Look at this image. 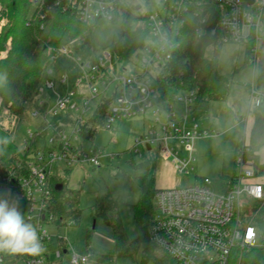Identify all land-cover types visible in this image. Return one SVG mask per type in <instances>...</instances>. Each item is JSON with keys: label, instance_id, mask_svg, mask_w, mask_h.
Here are the masks:
<instances>
[{"label": "built area", "instance_id": "built-area-1", "mask_svg": "<svg viewBox=\"0 0 264 264\" xmlns=\"http://www.w3.org/2000/svg\"><path fill=\"white\" fill-rule=\"evenodd\" d=\"M31 5L34 16L28 24L44 21L46 0H31ZM55 7L72 13L82 24L93 26L98 21L113 22L124 8V0H56ZM135 10L136 15L146 16L143 23L149 31L144 47L135 55L139 61L137 73H127V69L118 71L109 50L94 62H82L73 57L72 43L58 49L49 48L53 53L50 62L57 66L60 60L70 59L79 74L60 94L55 82L49 81L53 70H46L48 79L41 93L45 88L52 90L55 104L49 106L48 101L40 99L39 106L30 112L31 117L39 121L20 145L22 154L27 156L26 163L17 162L6 171H0V187L11 190L10 199L13 191H19V197L26 200L25 220L35 227L44 248L39 255L22 254L24 264H58L64 253L69 254V264H86L92 257L70 252L66 240L51 232L50 228L57 226L50 177L76 166L100 167L99 159L105 154L103 149L93 146L84 150L74 144L83 138L82 126L96 113L98 105L92 110L95 100L110 101L103 125L108 130L125 118H152L157 129L138 136L135 147L150 152L156 144L158 155L169 161L175 172L188 174L194 171L197 162V141L217 137L219 133L202 130L192 115L199 89L180 91L167 108L158 103L157 79L162 75L181 79L184 75L182 70L175 73L171 64L183 49L181 37L187 23H194L196 38L215 37L211 46L216 43L250 46L249 64L254 67L264 59L259 58L264 0L252 3L245 0H145L136 4ZM67 83L68 77L64 75L61 84ZM83 86L88 90V97L79 91ZM178 105L184 106L181 114L175 110ZM249 109L264 110V91L252 87ZM50 117L65 118V122L55 124ZM43 134L34 146L36 136ZM252 155L250 138L243 132L235 154L233 185L226 192L217 191L208 177L197 179L188 187L157 189L149 243L162 250L172 264H242L244 252L264 245L251 218L242 212L246 201L260 203L264 200V185L257 177ZM72 225H75L74 220L67 221L65 226Z\"/></svg>", "mask_w": 264, "mask_h": 264}, {"label": "trees", "instance_id": "trees-1", "mask_svg": "<svg viewBox=\"0 0 264 264\" xmlns=\"http://www.w3.org/2000/svg\"><path fill=\"white\" fill-rule=\"evenodd\" d=\"M55 1L46 0L44 21L35 20L28 24L34 16L30 0H0V111L6 110L11 116L23 118L39 106L41 88L48 79L46 70L53 56L49 48L58 49L69 45L93 27L80 23L70 12H62L60 8L55 7ZM119 19L123 21V31L119 40L109 46V51L113 57L119 58V61H129L144 47L149 36L145 26L133 29V22L144 21L146 16L132 14L121 8L113 22ZM103 23L106 22L98 21L94 26ZM193 29L194 23L189 21L181 37L183 49L171 64L175 73L179 70L184 72L183 77L175 79L173 76L162 75L157 79L160 95L158 103L163 105L161 107L167 108L180 91L199 89L197 104L225 101L231 94L229 79L218 71L219 55L223 45L216 43L213 57L207 58L206 51L215 41V37L208 35L196 38ZM250 54L251 47L248 46L245 55L247 65ZM57 67L58 70L67 68L63 60L58 62ZM109 104L110 101L103 98L94 116L82 126L81 136L85 140L93 143L97 130L104 128ZM42 137L44 134L37 135L33 145L36 146ZM263 146L264 116L259 114L251 130L250 147L255 151ZM235 151L238 152V147ZM26 160V154H22L17 145L16 134L0 126V171H6L17 162L25 164ZM128 165L133 171L143 172V175L132 179L139 186V197L133 215L140 235L136 239H129L126 236L118 202L108 200L97 204L93 209V215L112 229L115 241V257L101 256L99 263L114 264L116 258H126L137 264H172L159 248L149 245L142 249V245L148 241L149 229L156 213L154 194L157 188L155 179L149 176L153 165L150 160L141 164H135L132 160ZM71 170L63 169L62 173L57 172L50 177L52 210L57 227L67 225V221L70 220H74L75 225L80 222V192L68 188ZM255 171L264 185V165H255ZM123 175L116 176L123 178ZM232 185L233 177L221 176L213 181L214 188L216 186V190L220 192L228 191ZM19 193L13 191L11 199L18 201V208L24 216L26 200L19 197ZM244 205L245 216L251 218L252 225L264 240V200L260 203L248 200ZM1 256L3 257L2 254ZM21 259L22 254H17L12 258L3 257L2 263ZM242 264H264V245L244 252Z\"/></svg>", "mask_w": 264, "mask_h": 264}, {"label": "rangeland", "instance_id": "rangeland-1", "mask_svg": "<svg viewBox=\"0 0 264 264\" xmlns=\"http://www.w3.org/2000/svg\"><path fill=\"white\" fill-rule=\"evenodd\" d=\"M144 1L124 0V10L132 14L138 13L135 10L136 4ZM143 26V21L136 20L132 27L133 29H140ZM122 31V19L97 26L93 25L89 31L72 42L73 57L80 58L82 62H94L97 57L109 50V46L113 42L119 40ZM260 34L262 40L259 44V58H264V22ZM245 48L242 45L228 44L221 49L218 71L230 81L231 94L228 99L220 102H202L193 108L192 115L196 117L202 128H208L214 133L221 132L220 138H205L199 143V154H197V162L193 172L182 175L175 172L174 168L169 166V161L158 155L156 144L150 152L144 151L143 147H135L137 136L147 134L153 129L151 122H148V117L135 116L122 119L111 130L99 128L93 143L84 138H79V141L74 142L75 145L82 146L84 150L96 146L103 149L105 154L99 159L100 167L94 168L86 164L72 169L70 183L80 192L81 220L78 226H62V230L57 234L68 242L67 249L70 252L79 255H91V259L86 264H101L99 258L102 255L115 257L112 230L101 219L93 215L94 207L108 200L118 202L126 236L129 239L139 237L140 229L133 215L134 206L139 197V186L132 179L135 176L143 175V172L133 171L129 167L128 162L132 160L135 164H141L147 160L151 161L153 166L149 176L155 179L157 189L188 187L203 177L214 179L215 182L221 177L220 175L232 176L234 173L233 152L237 145L238 134L243 130V126L240 128L236 125L237 122L247 116L250 119H253L254 115L255 117L259 114L264 116V112L256 110H251L249 113L252 84L255 81L258 85L263 81L264 63L259 62L255 67L253 64H245ZM214 50V46H210L206 51V57L212 58ZM63 61L67 67L63 71H59L52 62L48 66V70H53L49 81L55 82L57 92L60 94H63L73 84L79 74L73 61L67 58ZM138 63L136 56L129 61H119V58L115 57L118 71L127 69V73H137L140 71L137 67ZM64 75L68 77L66 85L61 84ZM79 91L83 93L84 97L89 96L85 86L80 87ZM40 98L48 101L49 106L55 104V94L50 89L45 88ZM97 105L99 102L95 100L92 103V110ZM217 118L220 123L217 122ZM50 120L55 124L65 122V118L53 119L50 117ZM38 121L33 119L30 113L19 118L11 116L6 110L0 111V126L10 133L16 134L19 147L28 138V131L33 132L36 129ZM67 131L70 130L67 129ZM252 158L256 165H264V146L253 151ZM118 174H124L123 178L117 177ZM10 192L11 190L8 188L0 187V197L10 198ZM245 211L243 204L242 212ZM149 245L151 244L147 241L142 245V249ZM2 255L4 258H12L17 254L3 252ZM139 258L140 255L138 261ZM61 263L69 264L68 255H63ZM2 264H24V262L21 259ZM114 264L137 263L126 258H116Z\"/></svg>", "mask_w": 264, "mask_h": 264}, {"label": "clouds", "instance_id": "clouds-1", "mask_svg": "<svg viewBox=\"0 0 264 264\" xmlns=\"http://www.w3.org/2000/svg\"><path fill=\"white\" fill-rule=\"evenodd\" d=\"M44 251L35 227L26 222L18 201L0 197V252L39 255Z\"/></svg>", "mask_w": 264, "mask_h": 264}, {"label": "crops", "instance_id": "crops-1", "mask_svg": "<svg viewBox=\"0 0 264 264\" xmlns=\"http://www.w3.org/2000/svg\"><path fill=\"white\" fill-rule=\"evenodd\" d=\"M245 52H246V48H245ZM260 63L261 64H263L264 63V59H262L261 61H260ZM252 87H254V88H256L257 90H260V91H264V78H263V81H261V83L260 84H258V85H256V82L254 81L253 82V84H252ZM200 103H198V104H196V106H194V107H197V105H199ZM175 110L177 111V112H179L180 114L181 113H183V111H184V106H175ZM193 111H194V109H193ZM251 111H250V109H249V113H250ZM259 112V111H258ZM193 117L195 118V120H196V122H197V124L199 125V127L202 129V130H209L210 131V129H208V128H202L201 126H200V124L198 123V121H197V119H196V117L193 115ZM144 118H146V117H144ZM148 122H151V127L153 128L152 130H154V129H157V127H156V125H154V123L152 122V118H150L149 116H148ZM255 115H254V118L253 119H250L248 116L247 117H245L244 119H241L239 122H237V124L236 125H238L240 128H242V126H243V130H242V132L241 133H239L238 134V141H237V145H236V147H235V149H234V173L232 174V176H227V175H220V176H226V177H228V178H231V177H233L234 176V174H235V154H236V149H237V147H238V143H239V138H240V136L242 135V133L243 132H246V134H248V136H249V138H250V134H251V130H252V127H253V125H254V121H255ZM217 122L218 123H220V120L217 118ZM37 125H38V123H36ZM151 130V131H152ZM144 134H146V133H144ZM139 136V135H138ZM137 136V137H138ZM221 137V132H219V136H217V137H210L209 139H217V138H220ZM201 141H204V140H199V141H197V143H196V155L197 154H199V143L201 142ZM148 150H150V149H148ZM254 160V159H253ZM254 162H255V160H254ZM169 164V166L170 167H173L170 163H168ZM255 164H256V162H255ZM175 171V170H174ZM63 172V170H61L60 171V173H62ZM71 172H72V170H71ZM70 176H71V173H70V175H69V177H68V188L69 189H71V190H73V191H79V190H77V189H75V187H73L72 186V183H70L71 181H70ZM201 178V177H200ZM209 178V177H208ZM214 180V179H213ZM159 189V188H158ZM161 189H163V188H161ZM97 218V217H96ZM98 219H100V218H98ZM80 220H81V217H80ZM103 222V221H102ZM80 223V222H79ZM104 223V222H103ZM105 224V223H104ZM79 225V224H78ZM78 225H76V226H78ZM106 225V224H105ZM62 227V226H61ZM61 227H55V228H53V227H51L50 228V230H51V232L52 233H54V234H59V232L62 230V228ZM110 228V227H109ZM111 229V228H110ZM112 230V229H111ZM112 234H113V232H112ZM112 240H113V244H114V247H115V241H114V236L112 237ZM66 244L68 245V242L66 241ZM64 255H68V263H69V254H67V253H64ZM79 255V254H78ZM81 256H83V255H81ZM102 256H104V255H102ZM54 258V257H53ZM62 260H63V256H62V259H61V262H62ZM55 261V260H54ZM61 262H59L58 264H60ZM62 264V263H61Z\"/></svg>", "mask_w": 264, "mask_h": 264}, {"label": "water", "instance_id": "water-1", "mask_svg": "<svg viewBox=\"0 0 264 264\" xmlns=\"http://www.w3.org/2000/svg\"><path fill=\"white\" fill-rule=\"evenodd\" d=\"M245 1H247V2H249V3H252L253 2V0H245ZM148 149H150V147H148ZM61 188V187H60Z\"/></svg>", "mask_w": 264, "mask_h": 264}]
</instances>
